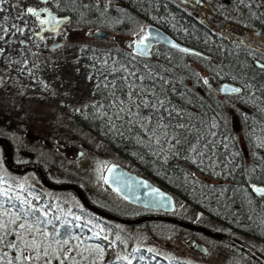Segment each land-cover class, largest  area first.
I'll list each match as a JSON object with an SVG mask.
<instances>
[{"label":"trees","instance_id":"trees-1","mask_svg":"<svg viewBox=\"0 0 264 264\" xmlns=\"http://www.w3.org/2000/svg\"><path fill=\"white\" fill-rule=\"evenodd\" d=\"M116 1L124 4L127 12L141 23L159 27L179 43L208 55L210 60L185 55L163 46L155 47L150 59L139 58L127 50L85 46L76 61L86 71L92 85L91 101L72 113V122L111 150L116 155L117 163L171 193L177 207L187 205L216 224L217 229L211 230L241 241L264 257L263 253L241 240L264 243V197H258L251 191L252 185H264V70L254 65L255 60L264 64V0H182L180 5L175 0ZM10 5L11 0L0 4V8L4 9L0 12V26L4 29L10 26L5 20L12 19V12L8 9ZM203 5L210 8L209 19L204 13L201 15L196 12L199 15L196 18L191 14L193 12H187ZM230 10L234 12L233 16ZM229 27L232 31L228 30ZM234 30L241 36L236 35ZM11 31H0V36L4 37L0 42L6 41ZM13 56L17 57V62H11L6 70L0 69L2 77L19 79V76H23L21 80L25 81L24 78H31L37 66L33 64L28 50L16 51ZM190 59L197 63L203 62L206 66L210 64V74L218 81L240 85L241 94L217 96L191 67L188 62ZM22 62H27L25 66L29 67L28 73L24 72V68L17 71L22 67ZM124 68L137 70V75L149 70L153 72L156 77L153 94L179 110L190 128L182 145L173 148L171 143H165L162 137L155 134L152 123H145L142 127L135 116L129 117L127 110L117 118L119 101L127 100V97L117 92L118 99L111 98L108 95L110 88H105L104 84L114 79L117 84L122 83L119 77L128 75V72L123 71ZM137 83L151 86L153 82ZM223 104L231 111L228 115L232 114L239 127H231L223 113ZM139 111L146 115L149 110L143 108ZM193 144L198 146L197 152L191 151ZM11 159L16 164L14 149ZM29 160L38 163L49 178L41 162ZM5 170H0V182L5 180L3 174L10 173L6 167ZM28 174L39 182L34 171L13 175L21 180ZM21 181L24 187L20 191L0 184V193H6L0 195V203L5 208L15 204L12 213H17L20 208L39 209L35 215L44 221L39 227L49 240L54 237L57 241H68L67 245H53L58 249L57 255L68 254L71 250L74 259L64 264H153L143 257L145 245L139 240L124 247L120 254L109 255L103 243L91 238L87 231L72 230V225L78 222L76 217L82 216V212L75 209L68 196H64L67 199H55L52 194L62 191L52 192L44 187L48 193L41 192L29 181ZM73 184L86 195L81 185ZM68 192L78 200L75 193ZM30 194L39 198L37 203H30ZM89 201L98 204L93 199L89 198ZM103 205V209L117 216L135 217L124 209L109 206V203L107 205V202L103 201ZM82 210L89 213L84 208ZM91 214L95 219H103ZM171 216L188 221L183 217ZM12 218L11 214L5 217L6 220ZM24 222L22 217L19 223ZM31 222L32 218L29 217L28 223ZM157 224H167L182 230L176 225L158 221L139 225L150 227ZM235 250L238 257L230 258V263L245 264V260H253L242 250ZM8 251L11 255V250ZM255 263L260 264L253 260L252 264ZM33 264H43V261H34ZM51 264H59V261L51 258Z\"/></svg>","mask_w":264,"mask_h":264},{"label":"rangeland","instance_id":"rangeland-1","mask_svg":"<svg viewBox=\"0 0 264 264\" xmlns=\"http://www.w3.org/2000/svg\"><path fill=\"white\" fill-rule=\"evenodd\" d=\"M64 1L70 5V8L77 9V7H82L85 0ZM175 1L179 5L183 2L182 0ZM198 4L202 5L201 2ZM72 12L74 18L62 27L57 39L52 38V42H63L56 50H49L47 47L49 43L37 42L30 33L27 34L26 28L24 34L12 29L6 41L0 42V56L2 57L0 58V69L2 71L6 70L11 62H17V57L13 55L16 51L24 49L32 55L31 60L37 66L31 78H24L26 81L21 80L23 76L13 79L6 76L3 78L0 74V137L6 138L11 143L16 165L20 162H29L30 158L35 159L45 166L52 182L78 183L85 190L87 198L98 203L97 206L103 208L104 201L107 205L109 203V206L124 209L127 214L132 215L138 211L112 194L102 181L107 166L117 163L116 155L91 134L75 125L71 115L91 101L92 85L86 71L76 61L80 50L85 46H91L96 49L117 48L130 51L132 42L143 32L145 25L127 10L115 9L110 20L100 21L98 18L97 21L100 24L102 22V25L111 30V37L107 41H96L87 37V31L90 29L88 27L97 24L91 20L92 9L89 12L84 10L83 13L76 10ZM86 12L89 14L86 15ZM190 12L194 14L198 12L201 15L204 13L207 19L211 15L210 8L206 5L192 9ZM229 13L232 15L234 12L230 10ZM124 25H129L130 29L124 30ZM230 28L228 30L232 31ZM234 33L241 36L235 30ZM114 37H119L120 41H115ZM20 40L27 41L28 46L20 44ZM31 49H38L39 54L33 55ZM188 62L201 78L209 74L210 64L206 66L205 63H197L193 59ZM26 64L27 62H22V67H19L17 71H22L24 68V72L28 73L29 67H26ZM223 109L231 127H239L232 114L228 115L231 111L225 104H223ZM238 138L241 139L239 136ZM3 157L4 148L0 147V170L5 172ZM3 178L5 180L0 184L7 188L12 186L16 191L24 187L20 181L27 180L41 192H47L33 175H25L20 180L13 174L7 173L3 174ZM52 195L55 199L69 197L75 209L82 212V216L76 217L78 222L72 225V230L87 231L91 238L103 243L105 251L111 256L120 254L124 247L139 240L145 245L143 257H147L146 260L153 264H172L173 262L232 264L229 259L238 257L233 246L212 240L199 233L180 230L167 224L144 227L95 219L90 212L89 214L82 210L83 207L72 193L62 191ZM38 199L30 194V203H37ZM172 215L186 218L190 222H196L210 229H217L214 222L191 210L187 205L176 206ZM189 239L205 245L208 249L207 255L203 256L187 247L186 242ZM241 240L264 254V243L249 239ZM252 261L248 259L244 262L252 264Z\"/></svg>","mask_w":264,"mask_h":264},{"label":"water","instance_id":"water-1","mask_svg":"<svg viewBox=\"0 0 264 264\" xmlns=\"http://www.w3.org/2000/svg\"><path fill=\"white\" fill-rule=\"evenodd\" d=\"M58 0H49L56 4ZM38 2L45 4L44 0H38ZM16 4V3H15ZM35 9V8H34ZM42 9H47L51 17H55L60 23L57 25L56 30H51L52 26H46L45 30H41V26L38 25V31L34 33L36 38H41L43 33L56 34L59 28L68 21V16H57L51 11L49 7H44ZM38 10V9H37ZM41 18H50L46 13L41 14ZM36 20V18L34 17ZM88 37L96 40L103 41L109 37V33L105 30H98L94 32H89ZM116 39H118L116 37ZM143 41V44H140ZM24 40H20V44H24ZM62 44L58 41L49 46L50 50H56ZM140 44V49L146 50V55H139L137 45ZM177 47H172V45ZM156 46H163L170 50L197 57L206 61L210 60V57L201 51L186 46L174 40L165 31L156 27L154 25H146L143 32L133 41L131 53L142 59H150L152 57L153 49ZM181 49H186L187 51H181ZM254 65L258 68L262 65L259 61H254ZM205 85L212 90L217 96H237L241 94L242 88L240 85L230 82V81H218L214 75L205 74L202 76ZM240 89V91L233 92L231 89ZM0 146L4 148V165L7 170L12 174H20L24 171H34L37 175L39 182L43 187L51 191H71L77 196L81 206L87 211L93 213L94 215L105 219L106 221L115 222L123 225H137L148 221H158L164 222L172 225H176L182 229L199 233L205 237L212 240L221 241L229 244L235 248H238L250 256L253 260L260 264H264V257L255 252L246 244L239 240L234 239L221 232L213 231L207 227L201 226L199 224L184 221L175 217H172V213L176 208L175 199L173 195L166 190L162 189L146 177L137 174L136 172L128 169L120 163H112L107 166L104 170L102 181L107 189L118 197L122 202L143 210L158 213L157 215H145L137 218H124L110 213L109 211L92 204L83 190L73 183H55L52 182L44 173V170L36 162H27L20 165H16L12 162L13 149L11 143L3 137H0ZM253 187H264V185H252L251 191L254 195L262 197L253 191ZM186 246L193 251L205 256L208 253V249L205 245L189 239L186 242Z\"/></svg>","mask_w":264,"mask_h":264},{"label":"snow or ice","instance_id":"snow-or-ice-1","mask_svg":"<svg viewBox=\"0 0 264 264\" xmlns=\"http://www.w3.org/2000/svg\"><path fill=\"white\" fill-rule=\"evenodd\" d=\"M5 2L6 0H0V4ZM44 2L48 3L49 0H44ZM2 11L4 9L0 8V12ZM42 13H46L50 18L42 19ZM17 15L19 17H24L25 15L35 17L41 26V30H45L46 26L51 25V30L55 31L57 25L60 23L55 17H51L47 9L37 10L28 7L26 12L18 9ZM10 29H14L15 32H19L20 34H24L26 30L23 26L18 27L15 24L10 25L8 29L0 26V31L8 32ZM0 39H4V37L0 36ZM140 44H143V41H140ZM140 44L137 45L139 49L138 54L146 55V50L140 49ZM172 47L177 46L173 44ZM181 51L187 50L181 49ZM259 67L261 70H264V64L259 65ZM123 71L128 72V75L119 77L122 83L117 84L114 79L104 84L105 88H110L108 95L111 98L118 99L116 97L117 92H121L127 97V100L119 101L116 113L117 118H120V114L127 110L129 117L135 116L142 127L145 123H152L155 134L162 137L165 143H171L173 148L176 145H182L187 138L186 133L190 131V128L179 110L175 107H170L169 102L161 99L159 95L153 94L156 79L153 72L149 70L147 73L137 75V70L129 71L127 68H124ZM129 77L134 79H129ZM137 81H152L153 83L149 86L147 83H137ZM231 91L238 93L240 89H231ZM125 105H127V109H125ZM143 108L149 110L146 115L141 114L139 111ZM206 147L207 145H205ZM197 150L198 146L193 144L191 151L197 152ZM193 162L195 163L196 161L193 160ZM253 191L264 197V187H253ZM0 195H6V193H0ZM14 208H16L15 204H10L8 208H5L3 203H0V264H33L34 261H43V264H51V258H55L59 261V264H64L65 261L74 259L71 257V250L68 254L57 255L58 249L54 248L53 245L61 243L67 245L68 241H57L54 237L51 241L49 240L48 235L39 227L44 221L35 215V212H38L39 209L24 210L20 208L17 210V213H12L11 210ZM10 214L14 218L6 220L5 217L10 216ZM22 217L25 222L19 223ZM29 217L32 218L31 223H28ZM10 225L14 227H10ZM10 236L11 238H9ZM8 250H11V255Z\"/></svg>","mask_w":264,"mask_h":264},{"label":"flooded vegetation","instance_id":"flooded-vegetation-1","mask_svg":"<svg viewBox=\"0 0 264 264\" xmlns=\"http://www.w3.org/2000/svg\"><path fill=\"white\" fill-rule=\"evenodd\" d=\"M10 6H8V9L11 10V12H12L11 13L12 19L5 20L6 24L7 25L15 24L16 26H23L24 28L27 29V31H28L27 34L30 33L31 37L34 38L37 42H39L41 44L49 43L48 46H47L48 49H49V46L51 44L55 43V42H52V38H54V37L56 38L59 35L62 27L67 25L74 18V15H73V12H72L73 10L74 11L75 10L76 11H80V12L82 11V13H83L84 10L89 12V10L92 9L93 12L90 14L91 15V20L94 21L95 23H97L98 18H99L100 21H103L105 19H109L110 20L111 19V15L114 13L115 9L126 10L124 4H122V3H120L119 1H116V0H85V1H83L82 7H77V9L75 7L70 8V5L67 4L64 0H58L56 4H53V2H48V3L42 4V3L38 2V0H11V5ZM86 6H87V8H85ZM28 7H32V8L38 9V10H40V9H42L44 7H49L51 9V11L53 13H55L57 16H68V21L59 28V31L56 34L43 33L41 38H36L34 36V33L37 32L39 28H38V25H37V21L34 19V17L29 16V15H25L24 17H19L17 15L18 9L20 11L26 12V9ZM87 12H86V15L89 14ZM187 12L191 13L190 11H187ZM191 14L194 17L198 18L197 14H193V13H191ZM25 21H27V23H25ZM102 24L103 23L101 22V24L97 23L93 27H91V26L88 27L90 29L87 31V37H88V33L89 32H94V31H98V30H105V31L107 30V32L109 33V37L106 40H103V41H107L111 37V33L112 32H111V30H108V28H106ZM144 25L146 26L148 24H144ZM123 28H124V30H129L130 26L129 25H124ZM114 40L115 41H120L119 37H118V39H116V37H114ZM56 42H58V41H56ZM62 44H63V42H62ZM23 45L28 46V42L25 41V43ZM131 48H132V45H131ZM30 51H31V53L33 55L39 54V50L38 49H31ZM128 206L131 207V208H134L136 211H138V213H133L132 214V215L135 216V217H132V218H137V217H141V216H145V215H157L158 214V213H155V212H150V211L143 210L141 208L133 207V206H130V205H128ZM137 225H139V224H137Z\"/></svg>","mask_w":264,"mask_h":264}]
</instances>
